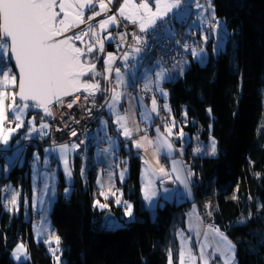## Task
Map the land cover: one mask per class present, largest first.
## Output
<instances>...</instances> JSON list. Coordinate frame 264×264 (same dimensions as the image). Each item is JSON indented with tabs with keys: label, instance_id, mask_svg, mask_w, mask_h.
I'll return each mask as SVG.
<instances>
[{
	"label": "trees",
	"instance_id": "1",
	"mask_svg": "<svg viewBox=\"0 0 264 264\" xmlns=\"http://www.w3.org/2000/svg\"><path fill=\"white\" fill-rule=\"evenodd\" d=\"M211 2L227 32L222 51L213 52L211 44L217 36L212 34L204 45L206 63L190 56L184 74L163 85L169 91L176 124L198 134L201 140L210 135L216 139L215 156L195 153L186 142L184 158L195 173L192 190L213 198V222L235 245L237 263L264 264V247L255 250L264 235V0ZM107 46L111 48L112 44ZM94 53L89 54L93 63L102 58L99 47ZM104 68L100 61L96 68L100 75L95 77L101 85L95 97L102 101L110 93ZM82 79L91 82L93 77L89 74ZM104 88L109 91L104 92ZM27 115L37 121L47 119L33 108ZM16 138L14 135L11 142ZM119 140L118 153L128 161V175L120 182L122 199L133 205L135 219L124 216L125 206L118 204L114 196L107 199V207H94L91 191L96 175L87 169V175L82 176L79 148L73 161V181L66 182L59 172L50 211L62 246L61 258L65 264H169L171 251L172 264H179L178 232H186L187 207L160 199L163 206L148 211L140 193L141 150L130 146L125 149L129 140ZM35 145L22 147L23 162L19 159L7 173L0 159V264H56L43 242L32 239L31 224L37 212L28 217L22 211L12 213L3 205L5 182L16 186L29 183L28 159ZM67 186L70 192L65 195ZM109 223L111 227H102ZM20 242L28 257L16 261L12 251Z\"/></svg>",
	"mask_w": 264,
	"mask_h": 264
},
{
	"label": "snow or ice",
	"instance_id": "2",
	"mask_svg": "<svg viewBox=\"0 0 264 264\" xmlns=\"http://www.w3.org/2000/svg\"><path fill=\"white\" fill-rule=\"evenodd\" d=\"M99 4V11L93 12L92 16H87V21L93 20L94 16H99L102 12H106L108 5L113 3V0H0V159L4 160L3 169L9 170L15 166L20 158V147L17 141V146L11 155L8 152L12 149L11 138L12 134L18 129L24 127V114L28 108L41 109L45 116L52 115L51 106L55 104L65 103L64 97H70L74 93L81 90L87 95L84 97L88 101L90 97L94 98L97 92L101 91L99 81L95 80L97 75L96 66L92 62L89 54L94 56V49L99 45V50L102 52L104 49L103 40L97 36L94 26L88 25L87 30H78L72 35H65L70 29L77 28L78 25L85 24L84 12L86 9L91 10ZM193 0H139L135 3L134 0H123L117 12L120 17L128 20L133 24H137L139 33H133L132 45L130 52H125L121 60L124 61L125 72L121 68L114 69L117 78L118 86H130L138 79H143V91H155L163 97L168 96V92L162 87L165 81H172L182 76L185 71V65L188 61H177L172 63L171 68L165 67V61L161 59L155 63H147L150 61V53L152 48L149 45L148 35L150 34L156 45H159L163 55H169L171 49L168 48L163 41H175L176 45L184 48L185 52H190L194 60H198L201 64L206 63L207 53L203 44L193 47L187 41L175 40L177 35L176 24L183 26L188 22V19L193 13L191 12ZM195 8L198 10L195 15L199 23L193 21L189 24V30L197 29L201 34V40L206 44L212 34L217 36V43L213 46V52L219 53L222 51L224 44V36H226V29L221 34V22L215 16V10L211 0H207V4L200 3V0H195ZM58 9V10H57ZM205 12H211V18L207 19L208 27L212 29L211 33L205 34L203 24L205 23ZM62 14V15H61ZM215 21V23H213ZM117 22L116 15H109L107 18L100 20L99 28L104 31L108 28L109 24ZM195 35V32H191ZM124 33L120 34L121 39L125 38ZM91 38L89 42H85V38ZM111 38V33L105 39ZM76 41L85 44L81 48L76 46ZM10 53V55H9ZM11 59L15 61V67L18 69V76L14 74L9 67ZM114 59L113 53H108L104 60L105 72H111L113 69L110 67ZM7 68V70H5ZM178 69V71H177ZM139 73V75H138ZM175 73V75H173ZM87 74H91L93 80L91 82L82 79ZM107 80L108 77L104 76ZM10 87L17 88L18 90L9 92L7 89ZM104 92L109 89L104 88ZM125 93L119 92L116 88L111 89V96L107 98V107L111 112L114 119L112 123L116 125L117 132L124 138H131L133 131H144L145 135L140 140H132V147L142 150L145 146L155 149L157 161L160 155H171L174 151L170 137L172 136L171 128L165 125L164 133L160 132L157 127V135L151 138L147 135L148 129L145 127L141 129L139 124L136 128L130 129L128 121L130 119L127 110L121 113L119 105L122 96ZM11 96V102L6 103L8 97ZM79 100L76 97L67 102V107L72 108ZM133 100L139 103V115L141 122L147 123L151 120V113H157L156 97L153 95L151 100V108L148 109L143 105V97H133ZM19 101V102H18ZM94 103V100H93ZM165 109L168 105L163 106ZM89 115L90 109H86ZM211 113V109H208ZM8 114H11L15 121V127H8L5 129L4 124H12L13 121L7 119ZM136 113L133 112L132 119L135 118ZM187 115V113H185ZM35 118L29 119L28 132H38L39 135L46 136L47 132L44 129L49 128V125L44 122V117H41V123L37 126L34 123ZM78 122V121H77ZM102 125L100 131L104 132L103 137L97 139L107 141L108 147L103 149L102 152L107 154L116 151V141L112 136H109L106 131V122L100 121ZM67 127V125H66ZM211 127V126H210ZM167 133V135H165ZM72 136H77V132L73 130ZM183 137L184 133L181 130L178 134ZM30 138L25 136V139ZM85 141L81 140L79 144H56L53 142V147L44 150V165L47 168L49 165V156L59 153L60 159L64 163V172L66 176L71 178V169L69 168L67 155L83 145ZM181 151H183V143H181ZM195 153L203 151L200 147L193 150ZM208 154L214 155L216 153V142L213 138L208 146ZM39 154H35V160L39 161ZM142 164L146 173L152 176H158L159 187L148 181L142 188L143 199L147 202L146 209L154 212L157 207L163 205L159 203L160 199H170V189L164 187L166 181L173 184L178 182L184 189L183 194L191 195V185L193 183L192 177L195 173L191 168H186L182 161L172 160L171 169L160 167L159 170L152 169L148 165V161L141 156ZM123 163L126 164V161ZM126 167L121 170V179L124 178ZM84 169L81 168L83 174ZM54 173L45 172L44 177L54 179ZM111 178V174H109ZM41 177V174L34 168V179ZM45 190L51 189L54 193V185L45 184ZM70 189L65 188V195L69 193ZM105 195L104 192L100 193ZM115 193H113L114 195ZM163 194V195H162ZM118 204L125 205L124 216L129 220H134L133 205L127 201H121L117 198ZM41 203L43 201L41 200ZM11 207L9 211L17 210V194H13L9 201ZM36 206V200H33V207ZM107 207L106 204H100L99 201L94 202V207ZM208 207V205H206ZM210 214V213H209ZM241 224L244 220L241 219ZM111 227V224L102 226ZM211 233L216 239L215 246L207 243V237ZM200 230L196 229V235L199 236ZM203 235L205 241L200 243L199 260L200 264H208V258L205 252L211 248L212 257L219 254L224 257L223 264H234V253L236 251L235 245L230 241L227 236L211 225H208ZM190 239V238H189ZM57 245L60 238L55 237ZM48 243L49 241H45ZM186 243L182 240V245ZM259 247H264V235L259 238V244L255 246V250ZM55 251V250H53ZM13 256L20 259L21 255L27 259V252L23 244H18L13 250ZM185 256L191 264H195L197 257L193 254L191 249H185L183 246L180 250L179 264H185ZM57 261L59 258L57 257ZM169 264H172L171 251H169Z\"/></svg>",
	"mask_w": 264,
	"mask_h": 264
},
{
	"label": "rangeland",
	"instance_id": "3",
	"mask_svg": "<svg viewBox=\"0 0 264 264\" xmlns=\"http://www.w3.org/2000/svg\"><path fill=\"white\" fill-rule=\"evenodd\" d=\"M134 2L139 3V0H134ZM121 3H123V0H119L117 8L113 13V15H116V17H120L118 12H117V9L120 7ZM200 3L206 5L207 0L200 2ZM87 10L88 9H86L84 12L85 20H87L86 19L87 16H92L93 12L99 11V5H98L97 9L95 8V10H92L88 13L86 12ZM197 11L198 10L195 8V0H193L192 8H191V12L193 13V15H191L189 17L187 24L184 25L182 28H181L180 24H176L175 25L176 29H179V27H180L181 30L189 32L190 31L189 30V24H191L193 21H196L197 23H199V20L197 19V16L195 15V13H197ZM120 18H122V17H120ZM205 18L206 19H205V23L203 24V27L209 28L208 23H207V19L211 18V12H205ZM122 19H124V18H122ZM217 20H219L221 22V34H223L224 30L222 29V21H221V19H218V18H217ZM110 26H111V24H109V26L106 30L102 31V33L105 34L104 37H107L108 33H111V31L109 30ZM101 39L104 42H108L109 40H112L113 42L115 41L116 47L117 48L120 47V44L118 42H116L115 38H113L112 33H111V38H109V39L101 38ZM225 40L226 39L224 36V41ZM213 43H214L213 46L217 43V37L214 38ZM104 53H105L106 57H107L108 53L114 54V52L112 50L103 49L102 52L100 51V55L104 56ZM115 58H116V55L114 54V59L112 61L113 64L115 62ZM159 59H161V58L158 56V58H153L152 61H147L145 63V67L147 66V63H155ZM171 66L172 65L167 66L165 64V67L171 68ZM188 66H189V62L185 65V69ZM9 67H11L12 72L14 74H16L15 70L13 69L11 62H9ZM5 70H7V68ZM177 71H178V69H177ZM173 75H175V73H173ZM106 76L109 78L110 74H108L106 72ZM114 82H115L114 88H116V90L119 92L125 93V95L122 96L120 105L118 107H119V110L121 113H124L125 110H127L128 115L130 117V119L128 121L129 128L134 130L136 128L137 124H139V127L141 129H144L145 125L146 124L149 125V123L148 122L147 123L141 122V118L139 115V111H140L139 103H138V101L133 100V97H137V96L130 91V86H127V87L118 86L117 81H114ZM162 87L168 92V96L165 98V97L161 96V94L158 92H157V96H155L158 112L157 113H151V120H150V123H152L151 128L154 130V133H155L154 138L157 135V131H156L157 127H159L161 133H164L165 125H167L168 127L171 128L172 136L170 137V140H171L172 144L174 145V151L172 152V154L170 156H181L183 154V151H184L185 146H186L185 138L193 150L197 147H200L201 149H203V151L198 152L199 154H202L204 156L209 155L207 149H208V146L210 145L211 140L214 137L210 135V137L207 140H201V138L198 136V134L190 133L184 127H181L180 124H176V120H177L176 116H174L173 112L171 111V106H169V91L163 84H162ZM7 91L12 92V91H14V88L10 87L9 89H7ZM82 93H84V92H82ZM151 100H152V98L149 99V101H145L148 105V109H150L152 106ZM142 101H144V100H142ZM8 102H11V96L8 97V100L6 101V103H8ZM165 104L168 105L167 109H165L163 107ZM29 109L30 108H28L26 110L24 117H23L24 127L21 128L22 129L21 136H19L13 142H11L12 149L8 152V155H11L12 151L15 150V148L17 146V141L20 143L22 138L25 139V136H29L30 138H28L26 140H30L33 138V136L39 135L38 132H33V133L28 132L29 125L27 124V121L29 119L33 118V116L27 117ZM185 110L186 109L183 108V111H182L183 116H185ZM133 112L136 113L134 119L131 118ZM9 115L10 114H8V116ZM57 115H59L58 110L53 108V116L52 117L57 116ZM109 116H111V119L109 118ZM156 118H158L159 122L156 121ZM101 119L106 122L107 134L114 138V140L116 141V145L118 146L119 140H117V137H116L117 136L116 135V131H117L116 125L113 124L115 126L116 130L114 128L110 129V127H109V120L112 121L114 119V116H112L108 107H107L105 117L101 118ZM44 122H46L50 128L51 123L48 122L47 119H44ZM34 123L37 126H39V124L41 123V120L40 121L34 120ZM101 127H102V125L99 122L98 124H96V127L93 129L94 132L90 136V141H91V146L89 148L90 157H89V160H87V161H84V162L81 161V163H82L81 167H83L84 170H87L88 167H92V171L96 175L94 177L93 189H92V193H91V195H93V200H94L93 202L98 201L97 197L99 195H100V197H102L104 199H109L110 196H114V199L117 201V198H119V196L122 195L119 183L123 182L125 180V177L127 176V173H128L126 170V172L124 174V178L121 179V176H120L121 170L124 169L125 167H126V169H128V163L127 164L123 163L124 161H126L127 158L125 159L123 156H120L119 153H118L119 156H117V151H115L114 154L112 152H109L107 154L102 152L103 149L108 147V143H107V141L97 139V134L99 135V137L104 136V132L100 131ZM49 128L43 130V131L48 133V135L43 136V137L48 138L49 133H50ZM151 128H149L148 132H147V135L149 137H150ZM181 130L184 133L183 137H180L178 135ZM144 135H145L144 131H139V132L133 131V135L131 137V140H140V138L143 137ZM165 135H167V133H165ZM13 136H14V134H12V137ZM121 137H123V136H121ZM178 140H181V143H183V151L180 150L181 144H176V142ZM49 142H50L49 139H47L44 142L47 145H45L43 149H41L40 147H33L32 151H31V157L28 159L29 183L27 185L25 184L24 185L25 187H24L23 185H17L16 186L14 183L12 184L9 181L5 182L3 185L4 191H3L2 199H3L4 208L8 210V208L11 207V205L9 204V201L11 200L12 195L17 194V206H16L17 210L10 211L12 213H14V212L18 213L19 211H22L24 215L31 217L34 213L39 212V214L41 216V220L38 223L33 221L31 224L32 239L35 240L36 242L37 241L43 242V244L46 246L47 253H49L54 258V261H56V264H65V261L62 260V258H61L62 246L60 244L57 245V243H56L55 237L58 235H57L56 229H54L52 226V222H51V218H50V211L52 209L53 202L55 201V198H56L55 192H56V183H57V180L59 178V171L54 172V174H55L54 179H51V180L43 176V174L45 172H49V173L51 172V167H52L51 162L54 158L53 155L49 156V165L46 168L44 165V157H45L44 150L46 148H51V146L48 145V144H50ZM215 142H216V139H215ZM116 149H117V147H116ZM20 152H21V148H20ZM138 153L141 154V156H143L148 161V165H150L152 169H155L157 171L159 170V168L161 167V165L159 164L160 160L157 161V156L155 155V149L154 148L145 146V148L142 149L141 151H139ZM35 154H39V157H40L39 161L35 160ZM56 154L59 155L58 152ZM215 154L209 155V156H215ZM74 156H75V154H72V153H68V155H67L69 168L71 169V173H72L70 179L66 176V174L64 172V163L60 159V162L62 164V169H63V175L65 176V180L68 183H71L73 181V177H74V174H73L74 168L72 166V160H74ZM24 158H25V155L23 152V154L22 153L20 154L19 163L23 162ZM140 161H141V166H140L141 173H140V177H139L140 193H141L142 201L146 207L147 202L144 201V199H143L142 188L148 181H152L153 184H155L157 187H159L158 182H159L160 178L158 176H152V175L146 173L144 170L141 158H140ZM101 164H104L106 166V168H107L106 171L101 172V171L97 170L98 166ZM34 168L37 169L39 171V173L41 174V177L38 179H34ZM187 168H190V165H188ZM1 171H2V167L0 166V173H1ZM7 172H8V170L7 171L4 170V173H7ZM109 174H111V178H110ZM117 180H119V183H117ZM45 184L54 185V189H55L54 193L51 191V189L45 190V188H44ZM164 187H167L168 189L171 190V192L169 193V195H170V199H168L169 201L173 202L176 205H179V206L180 205H182V206L186 205V207H187V211H186L187 212L186 232H184V231L178 232L179 238H180V245H181V248L183 246L185 249H191L193 254L196 255V257H197L195 264H200V260H199L200 248H199V246H200L201 242L205 241V237L203 235V232H204L205 228L207 227V222L205 221V211H203V209L205 208V202L204 201L210 195L204 196L201 192H198V191L195 192L194 190H191L190 196L187 194H183L184 191L183 190L181 191V189H179L177 183L173 184L169 181L165 182ZM66 188L70 189L69 186H67ZM101 192H104L105 195H101L100 194ZM113 193H115V194L113 195ZM34 199L36 200L35 208L33 207V200ZM41 200L43 201V203H41ZM162 200H164V199H162ZM159 202H160V200H159ZM212 226L215 227V225H213V224H212ZM197 228L200 230V233H201L199 236L196 235V229ZM182 240L186 242L183 245H182ZM45 241H49V242L46 243ZM207 243L209 245H212V246H215V244H216V239H214V237L211 233H209V235L207 237ZM18 244H23V242H20ZM181 248H180V250H181ZM53 250H55V251H53ZM25 251H26V248H25ZM12 256H13V254H12ZM205 256L208 258V264H223L224 257H221L219 254H216L215 257H212V249L211 248H209L205 252ZM27 257H28V252H27ZM57 257L59 258V261H57ZM13 258L16 261L21 260V259H25L23 255H21L20 259H17L14 256H13ZM38 264H43V263L39 262ZM185 264H191V262H189L187 260V256H185ZM234 264H238L237 260H236V253H234Z\"/></svg>",
	"mask_w": 264,
	"mask_h": 264
},
{
	"label": "built area",
	"instance_id": "4",
	"mask_svg": "<svg viewBox=\"0 0 264 264\" xmlns=\"http://www.w3.org/2000/svg\"><path fill=\"white\" fill-rule=\"evenodd\" d=\"M205 0H200V2H203ZM87 30V29H85ZM96 34L98 37H100V34L95 30ZM191 32H182L180 30L177 31V35L175 36V40H181V41H187L190 45L193 47H197L201 44L206 45L202 40L201 36H196L192 35ZM113 36L116 39V42L120 44V49L118 51V58L113 64V71L110 73V77L108 80V86L110 87V93L108 97H106V100L102 101L99 100L98 98L90 97L88 101H85L84 97L87 95L85 92L82 93H77L71 98H66L64 99L65 103L60 104L58 108H55L58 110L59 115L54 116L52 120V124L49 128V146L53 147V142L56 144H69L71 145L72 143H80L81 140L85 141L83 145L80 146V150L78 151L79 157L81 160H89V148L91 146V141H90V136L93 133V129L96 127V124L100 122V119L105 117L106 114V105H107V98H110L111 96V89L114 88V80L115 76H113L114 69L119 67L121 68V71L124 70V66L119 63L120 57L123 56L125 52L131 51V48L129 45H132L134 43L133 41V33L140 34L139 33V28L137 24H133L127 20H123L120 17H117V22L114 24L113 29H112ZM124 33L125 38L121 39L120 34ZM148 40H149V45L152 48V51L150 53L151 55H156L159 56L160 58L162 57L163 60L165 61V64L167 66L172 65V63H175L177 61H188L191 53L190 52H185L184 48L176 45L175 41H169V40H164L163 43L171 49L169 55H163L161 48L159 45H156L153 41L152 36L149 34L148 35ZM91 38L86 37L85 42H89ZM85 45V44H84ZM104 63V60L102 61ZM143 81L141 79H138L135 81V83L132 84V91L135 92L138 96L143 97L144 101L149 100L150 98L153 97V95H157V92L153 91H143ZM79 97V100L76 104L73 105L72 108L67 107V102L70 100ZM94 100V103H93ZM86 109L91 110V114L89 115L88 111ZM7 119L9 121H13L12 124H8L7 122L4 124L5 129L8 127H15V121L13 116L10 114ZM78 121V122H77ZM156 121L159 122L158 118H156ZM67 125V127H66ZM75 130L77 132V136H72L71 132ZM16 137L21 136V129H18L15 133H13ZM46 140L42 139L41 137H36L30 140H26L22 138V140L19 143L20 148H25L28 149L31 144H37L40 145L44 148L46 143H44ZM183 163H188V159H185L184 157L182 158ZM160 160V165L168 168L172 164V160L174 158L171 157H166V156H161L159 158ZM52 167H51V173L56 172L58 169L57 164H55V160L53 159L52 162ZM99 169L101 171H105L107 168L104 164H101L99 166ZM86 171H83L82 176H86L85 174ZM206 203V201H205ZM205 211V221H211L213 222V219L211 218L210 214H208V208L206 207L203 209ZM33 220L35 222H39L41 220L40 214L37 212L35 215H33Z\"/></svg>",
	"mask_w": 264,
	"mask_h": 264
},
{
	"label": "crops",
	"instance_id": "5",
	"mask_svg": "<svg viewBox=\"0 0 264 264\" xmlns=\"http://www.w3.org/2000/svg\"><path fill=\"white\" fill-rule=\"evenodd\" d=\"M119 1V0H118ZM105 3H107V0H105ZM119 3V2H118ZM113 4H114V2H113ZM113 4H110V5H108V9H111V7H113ZM98 2H97V4H96V6L94 7V9L93 10H95V8L97 9L98 8ZM107 18V17H106ZM103 19H105V18H103ZM124 20V19H123ZM128 21V20H127ZM213 23H215V21H213ZM114 24L115 23H113V25L111 24V26L109 27V30L111 31V33H112V29H113V26H114ZM187 24V23H186ZM185 24V25H186ZM181 26V25H180ZM184 26V25H183ZM183 26H181V28L183 27ZM181 28L179 27V29H177V31L178 30H180V31H182V32H186V31H183V30H181ZM204 28V30H205V34H208V33H211L212 32V29L209 27V28H205V27H203ZM94 29L100 34V38H105L104 37V33H102V31L100 30V28H99V23L97 22L95 25H94ZM195 33H196V35L197 36H201V34H200V32L197 30V29H192ZM112 35H113V33H112ZM113 38H115L114 36H113ZM116 40V39H115ZM214 42V41H213ZM108 43L109 44H112V46H111V48H109L107 45H108ZM103 44H104V49L105 50H112L113 52H114V54L116 55V58H115V61H116V59L118 58V51H119V49H120V47H116V45H115V41L113 42L112 40H109L108 42H104L103 41ZM214 44V43H213ZM213 44H211L212 45V47H213ZM99 46V45H98ZM97 46V47H98ZM128 52H130V51H128ZM102 56V55H101ZM104 59L103 60H105V57H106V55H105V53H104V56H102ZM153 58H158V56H156V55H151V59H150V61H152V59ZM119 61V63L121 64V65H124V61L123 60H121V59H119L118 60ZM147 62V61H146ZM105 65V63H103V66ZM111 68H113V62L111 63V66H110ZM104 71H105V68H104ZM126 70L124 69L122 72H125ZM112 72V71H111ZM111 72H107L108 74H110ZM105 74H106V72H105ZM138 75H139V73H138ZM113 76H115V72H113ZM142 81H143V84H144V80L143 79H141ZM114 81H117V78H116V76H115V80ZM114 84H115V82H114ZM114 84H113V87H114ZM132 84L133 83H131L130 82V91L132 92V93H134L137 97H140V96H138L135 92H133L132 91ZM151 99V98H150ZM149 101V100H148ZM142 103H143V105L144 106H146V108H148V105H147V103L145 102V101H142ZM106 111H107V105H106ZM104 118V117H103ZM109 118L111 119V116H109ZM108 118V119H109ZM102 119H100V121H101ZM149 123V125H145V127H147V129H149V128H151L152 127V123H150V121L148 122ZM109 127H110V129H115V126L113 125V123H112V121L111 120H109ZM116 130V129H115ZM94 132V131H93ZM116 137H117V140H119V138H123V139H127V140H129V144H125L124 145V148L125 149H129V146L131 147V148H133V149H136V148H134V147H132V140H131V138H124V137H121L120 135H118V132L116 131ZM37 136H40V135H35V136H33V137H37ZM154 136H155V133H154V130L151 128V131H150V137L151 138H154ZM180 142H181V140H179ZM185 141L186 142H188L187 140H186V138H185ZM78 144V143H77ZM119 146H120V140H119V144H118V146H117V149H116V151H117V153H118V150H119ZM33 147H39V146H37V145H35V146H33ZM33 147H31V148H33ZM41 148V147H40ZM80 148V147H79ZM79 148L76 150V151H73V152H69V153H72V154H75V156L78 154L77 153V151L79 150ZM41 149H43V148H41ZM138 150V149H137ZM181 155V154H180ZM53 156H54V160H55V164H57L58 165V169H57V171H59L60 173H62L63 174V169H62V164H61V162H60V158H59V155H57L56 153L55 154H53ZM75 156H74V159H75ZM161 156H166V157H171V158H173L174 157V160H178V161H182V159H181V157L183 158V157H185V149H184V151H183V154L181 155V156H168V155H160L159 156V158L161 157ZM126 159V158H125ZM159 160V159H158ZM73 161L74 160H72V166H74V164H73ZM126 161H127V159H126ZM183 162V161H182ZM128 163V161L126 162V164ZM159 164H160V162H159ZM184 164V166L187 168V166L188 165H190L189 163H183ZM162 167V166H161ZM171 167H172V164H171V166H170V168L169 169H171ZM88 169H92V167H88ZM97 170H98V168H97ZM127 172H128V169H127ZM141 173V172H140ZM127 175H128V173H127ZM127 177V176H126ZM125 177V178H126ZM94 182V181H93ZM117 183H119V180H117ZM120 184V183H119ZM177 185H178V187H179V189H181V191L183 190L184 191V189H183V187L181 186V185H179L178 184V182H177ZM191 190H192V188H191ZM91 193H92V191H91ZM183 195V194H182ZM98 198V201L100 202V204H106L107 203V199H104V198H102V197H100V195L97 197ZM119 199L123 202V201H126V200H124V199H122V195L121 196H119ZM169 201V200H168ZM119 204H122V205H124L123 203H119ZM125 206V205H124Z\"/></svg>",
	"mask_w": 264,
	"mask_h": 264
},
{
	"label": "water",
	"instance_id": "6",
	"mask_svg": "<svg viewBox=\"0 0 264 264\" xmlns=\"http://www.w3.org/2000/svg\"><path fill=\"white\" fill-rule=\"evenodd\" d=\"M113 1H114V4H113L112 9H107L106 12H102L99 16H94L93 20H91V21H87V20H86V23H85V24H81V25H79L77 28L70 29V31H69L68 33H66L65 35H72V34L76 33L78 30H85V29H87L88 25H95L97 22H99V21L102 20L103 18H106V17L109 16V15H113L114 11H115L116 8H117L118 2H119L118 0H113ZM75 43H76L77 46H79V47H81V48L85 47V45L82 44V43H80L79 41H76ZM9 55H10V53H9ZM100 61H103V57L94 63L95 66H96V68H97V64H98ZM10 62H11V64H12V66H13V69H14L15 72H16V75L18 76V69L15 67V61H14V59H11ZM87 75H89V74H87ZM87 75H86V76H87ZM83 78H84V77H83ZM16 90H18V87L16 88ZM80 92H83V90H81ZM80 92H78V93H80ZM75 94H77V93H74V94H73L72 96H70V97H64L63 99L71 98V97H73ZM18 102H19V101H18ZM59 105H60V104H55V103H54V104L51 106V108H52V115H51V116H47V120H48V122H51V123H52V119H53V117H52V116H53V108H58ZM33 111H40V112H43L41 109H36V108H33ZM211 200H212V198H211ZM212 210H213V200L210 201V211H212ZM212 212H213V211H212Z\"/></svg>",
	"mask_w": 264,
	"mask_h": 264
},
{
	"label": "bare ground",
	"instance_id": "7",
	"mask_svg": "<svg viewBox=\"0 0 264 264\" xmlns=\"http://www.w3.org/2000/svg\"><path fill=\"white\" fill-rule=\"evenodd\" d=\"M212 199H213V198H212ZM205 201H206L205 204L208 205V207H207V208H208V214L210 213V216H211V218L213 219V212H212L213 210L210 211V201H212V200H211V197L209 196ZM205 201H204V202H205ZM213 202H214V200H213ZM206 222H207V226H208V225H211V226H212V224L215 225L214 222H211V221H206ZM215 227H216V225H215ZM216 228H217V227H216Z\"/></svg>",
	"mask_w": 264,
	"mask_h": 264
}]
</instances>
